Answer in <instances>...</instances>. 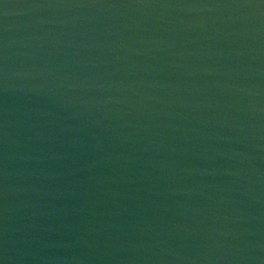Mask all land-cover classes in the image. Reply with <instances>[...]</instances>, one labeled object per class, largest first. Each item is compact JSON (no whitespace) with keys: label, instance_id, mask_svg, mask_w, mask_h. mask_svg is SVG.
Instances as JSON below:
<instances>
[{"label":"water","instance_id":"95a60500","mask_svg":"<svg viewBox=\"0 0 264 264\" xmlns=\"http://www.w3.org/2000/svg\"><path fill=\"white\" fill-rule=\"evenodd\" d=\"M0 264H264V0H0Z\"/></svg>","mask_w":264,"mask_h":264}]
</instances>
